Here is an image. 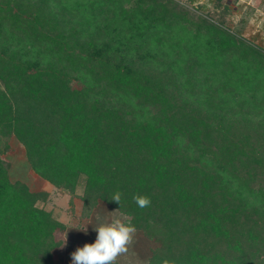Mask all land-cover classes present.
<instances>
[{
  "label": "trees",
  "instance_id": "16d2710c",
  "mask_svg": "<svg viewBox=\"0 0 264 264\" xmlns=\"http://www.w3.org/2000/svg\"><path fill=\"white\" fill-rule=\"evenodd\" d=\"M263 132L264 48L225 20L177 0H0V264H56L66 228L12 180L1 137L71 202L83 185V218L130 219L149 264H264Z\"/></svg>",
  "mask_w": 264,
  "mask_h": 264
},
{
  "label": "rangeland",
  "instance_id": "374dc122",
  "mask_svg": "<svg viewBox=\"0 0 264 264\" xmlns=\"http://www.w3.org/2000/svg\"><path fill=\"white\" fill-rule=\"evenodd\" d=\"M177 1L185 6L191 4L200 14L217 20H225L230 28L240 31L248 42L264 48V0H222L223 5L230 6L228 11H222L220 7L215 8L217 0H193L192 3L190 0ZM1 138L5 144V141H8L10 146L3 158L10 168L12 180H22L34 191L47 192L48 198L40 201L39 206L52 211L66 225L65 231L58 232V238H61L64 244L54 251L56 264H71V253L78 246H83L85 242L95 241L96 232L93 227L99 222L98 218L109 220L113 217H126L119 211H114L101 203L90 218H83L81 214L83 202L80 198L83 194V185L77 188L76 196H73L71 202L69 193L59 194L49 181L39 177L31 169L25 149L17 139ZM254 142L255 140H252V143ZM261 144H264L263 140L259 141L260 146ZM263 184L264 180H262ZM153 247L154 242L145 238L140 231H136L128 252L119 257L118 261L121 264H149Z\"/></svg>",
  "mask_w": 264,
  "mask_h": 264
},
{
  "label": "clouds",
  "instance_id": "9594fccd",
  "mask_svg": "<svg viewBox=\"0 0 264 264\" xmlns=\"http://www.w3.org/2000/svg\"><path fill=\"white\" fill-rule=\"evenodd\" d=\"M121 195L116 191L111 199L120 205ZM133 200L141 209L151 204L150 197L140 193H134ZM98 221L93 227L96 232L95 241L78 246L71 253V264H117L119 257L128 252L136 233L131 220L127 217H113L109 220L98 218ZM157 264H175V261L165 257L158 260Z\"/></svg>",
  "mask_w": 264,
  "mask_h": 264
}]
</instances>
